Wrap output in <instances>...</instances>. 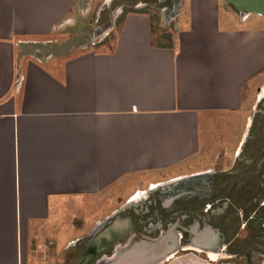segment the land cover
Returning <instances> with one entry per match:
<instances>
[{"label": "crops", "instance_id": "crops-1", "mask_svg": "<svg viewBox=\"0 0 264 264\" xmlns=\"http://www.w3.org/2000/svg\"><path fill=\"white\" fill-rule=\"evenodd\" d=\"M98 2L0 0V264H76L113 205L220 163L259 115L264 16L180 0L161 22L126 14L109 51L37 53ZM223 254L190 244L160 264H234Z\"/></svg>", "mask_w": 264, "mask_h": 264}, {"label": "flooded vegetation", "instance_id": "flooded-vegetation-1", "mask_svg": "<svg viewBox=\"0 0 264 264\" xmlns=\"http://www.w3.org/2000/svg\"><path fill=\"white\" fill-rule=\"evenodd\" d=\"M167 1L164 0V3ZM112 2L109 1V6ZM179 2L169 0V11ZM257 109L259 115L247 125L248 132H242L234 138L236 146L232 150L233 157L229 159L230 152L222 149L215 158L220 163L207 160L198 170L178 173L170 182L155 189H146L139 202L132 201L119 208L77 244L76 264L81 261L88 245L117 220H128L131 226L129 232L90 264H126L130 250L138 245L145 247L151 263L158 259L164 249L190 244L225 251V247L209 242L214 204L219 206L216 209L219 217L228 219L231 224L235 220L238 223L239 231L236 229L234 232L238 244L253 240L249 237L242 239L245 226L247 228L256 223L264 234V98L258 102ZM227 163L231 165L223 171H211L212 166H225ZM226 191L230 192L226 194ZM136 203H142L141 208L131 211L130 206ZM243 220L247 223L242 224ZM227 232L231 233V229ZM184 236H187L186 240ZM255 240L264 244V236L256 237ZM206 242L211 246H204ZM253 247L264 252L263 246L253 244ZM137 257L135 264L146 263L145 258L139 262Z\"/></svg>", "mask_w": 264, "mask_h": 264}, {"label": "rangeland", "instance_id": "rangeland-1", "mask_svg": "<svg viewBox=\"0 0 264 264\" xmlns=\"http://www.w3.org/2000/svg\"><path fill=\"white\" fill-rule=\"evenodd\" d=\"M103 1L104 0H99L96 5L93 4L88 8L84 5H81L79 6V11L77 8L70 10L69 16L71 20H68V23H74L75 26L68 24L67 35L60 40H57V42L51 40L50 44H37V53L44 55L48 52H53L58 56L62 53L80 51L84 48L95 51H109L112 49V44L118 35L121 23L126 14L138 10L139 7H141L145 11L147 10L149 13L153 12V19L161 22L170 16L171 13V11H169L171 6L169 4V0L167 3H164V0H113L112 4L108 7L103 6ZM85 8H87V10ZM230 138L231 140L229 137H227L226 140L231 146L229 147L231 148L230 151H228L230 152L228 153L229 159L233 154L232 150H235L236 141L234 142V138H237V135H234ZM221 146L222 147H220L219 151L225 149L223 143H221ZM229 165L231 164L227 163L225 166L215 165L212 166L211 171H223V169ZM177 172L179 171H175L172 174ZM213 178L214 176H212L211 179ZM144 189H146V187H143V190ZM230 191H226V194H228ZM113 206H116L115 211L122 207V205L118 204ZM141 206L142 203L132 204L130 206V210H139ZM218 207L219 206L217 204L212 206V213L210 217L211 232L209 242H211V244L217 245L218 247L219 245L221 247H225V251H223V253L227 256L225 255L224 258L232 257L230 260L233 261L234 264H257L259 261L263 260L264 252H261L260 249H252L253 244H255V246L260 245L264 247L263 243L255 240L256 237L264 236V234L260 232L258 225L253 223L252 226H248L247 228L245 226L242 239L245 240L249 237L253 238V240L252 242L244 241L243 244H238L234 238L236 234L234 232L236 229L239 231V228L237 227L238 223L235 220L233 221L235 223L231 224L228 219L219 217L216 210ZM242 222V224H244L245 220ZM229 229H231V233L227 232ZM186 239L187 236H184V240ZM196 240L197 239L195 238L194 242H196ZM204 246L209 247L211 245L206 242L204 243ZM71 256L74 257V248H69L63 253L64 259H70ZM75 258L78 259L77 255ZM216 258H214L215 261Z\"/></svg>", "mask_w": 264, "mask_h": 264}, {"label": "water", "instance_id": "water-1", "mask_svg": "<svg viewBox=\"0 0 264 264\" xmlns=\"http://www.w3.org/2000/svg\"><path fill=\"white\" fill-rule=\"evenodd\" d=\"M223 1L237 12L264 16V0ZM130 228L131 226L128 220L115 221L100 236H98V238H96L88 245L81 261H79L78 264H90L92 260L102 255L112 244L118 242L121 238H123L125 234L129 232ZM133 249L135 250V252H130V254H128L129 257L126 258L128 264H135V256H138L137 260L139 262H141L145 258L146 263L144 264H160L162 261L167 260L170 256H173V254L178 250V247L170 250L164 249L163 252H160L158 259L153 263L150 262L151 258L148 256L147 250L144 246L138 245Z\"/></svg>", "mask_w": 264, "mask_h": 264}, {"label": "built area", "instance_id": "built-area-1", "mask_svg": "<svg viewBox=\"0 0 264 264\" xmlns=\"http://www.w3.org/2000/svg\"><path fill=\"white\" fill-rule=\"evenodd\" d=\"M216 261H218V260H216ZM218 264H220V263L218 262ZM222 264H233V263L230 261H225V262H222Z\"/></svg>", "mask_w": 264, "mask_h": 264}, {"label": "bare ground", "instance_id": "bare-ground-1", "mask_svg": "<svg viewBox=\"0 0 264 264\" xmlns=\"http://www.w3.org/2000/svg\"><path fill=\"white\" fill-rule=\"evenodd\" d=\"M132 251L135 252V250H134L133 248L130 250V252H132ZM212 256H213V255H212ZM170 257H171V256H170Z\"/></svg>", "mask_w": 264, "mask_h": 264}]
</instances>
